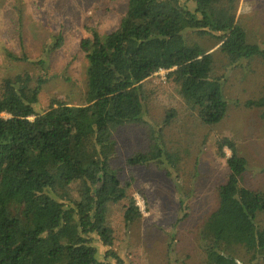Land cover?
<instances>
[{
    "label": "trees",
    "instance_id": "16d2710c",
    "mask_svg": "<svg viewBox=\"0 0 264 264\" xmlns=\"http://www.w3.org/2000/svg\"><path fill=\"white\" fill-rule=\"evenodd\" d=\"M237 1L125 0L114 30L100 34L86 28L89 36L80 41L87 62L81 105L51 100L38 110L45 75L25 72L0 81V264H123L113 251L107 213L109 205L128 199L130 184L120 180L114 164L113 133L143 123L144 84L160 70L203 125L224 119L227 102L221 79L213 76L212 56L187 44L184 33L214 38L230 66L264 60V50L248 43L236 23ZM61 41L55 36L36 61L8 56L46 71L49 55ZM243 106L259 109L264 119V97ZM175 116L166 113L160 132ZM159 134L152 137L150 149L134 153L125 164L162 166L180 193L173 171L179 151L169 149ZM215 148L228 172L216 188L217 207L199 234L203 264H264V226L257 219L264 218V191L241 184L248 165L233 140L218 139ZM179 209L187 211L181 197ZM140 217L128 199L125 225Z\"/></svg>",
    "mask_w": 264,
    "mask_h": 264
},
{
    "label": "rangeland",
    "instance_id": "374dc122",
    "mask_svg": "<svg viewBox=\"0 0 264 264\" xmlns=\"http://www.w3.org/2000/svg\"><path fill=\"white\" fill-rule=\"evenodd\" d=\"M125 10V0H0V81L25 72L45 75L47 82L38 95L40 111L51 100L83 104L87 62L80 41L89 36L86 28L100 34L114 30ZM235 20L247 42L264 50V0H238ZM55 36L62 41L49 55L46 71L8 56L36 61ZM184 37L187 44H197L211 54L213 76L223 84L227 112L216 125H203L167 81V72L153 74L145 82L143 123L124 125L113 133L117 146L114 164L119 167L120 180L130 184L128 199L141 212L139 219L126 226L123 213L128 199L108 207L113 251L123 264H203L199 234L217 207L216 188L224 184L228 172L225 160L216 154L218 139L233 140L238 155L246 159L248 167L240 176L241 184L253 192L264 191V119L259 109L243 106L247 100L264 97V60L254 58L238 67L230 66L214 38L192 31H185ZM168 111L176 116L160 132ZM158 132L169 149L179 151L173 171L180 193L162 166L150 163L129 168L125 164L134 153L150 149ZM224 151L228 157L230 152ZM179 197L187 207L183 212L186 218L179 209ZM257 219L258 225L264 226V218L260 215Z\"/></svg>",
    "mask_w": 264,
    "mask_h": 264
},
{
    "label": "built area",
    "instance_id": "2783aa9c",
    "mask_svg": "<svg viewBox=\"0 0 264 264\" xmlns=\"http://www.w3.org/2000/svg\"><path fill=\"white\" fill-rule=\"evenodd\" d=\"M161 72H163V70H160L159 72H157V74H159V73H161ZM164 72H166V71H164Z\"/></svg>",
    "mask_w": 264,
    "mask_h": 264
}]
</instances>
